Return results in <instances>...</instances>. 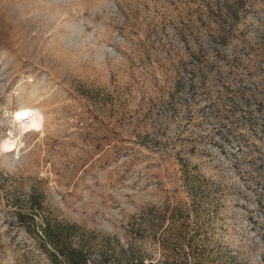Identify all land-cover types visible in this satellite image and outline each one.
Instances as JSON below:
<instances>
[{"label":"rangeland","instance_id":"obj_1","mask_svg":"<svg viewBox=\"0 0 264 264\" xmlns=\"http://www.w3.org/2000/svg\"><path fill=\"white\" fill-rule=\"evenodd\" d=\"M44 220L90 263L264 264V0H0V264H53Z\"/></svg>","mask_w":264,"mask_h":264},{"label":"trees","instance_id":"obj_2","mask_svg":"<svg viewBox=\"0 0 264 264\" xmlns=\"http://www.w3.org/2000/svg\"><path fill=\"white\" fill-rule=\"evenodd\" d=\"M216 112L218 114L220 113L217 109ZM216 112H212V116H214ZM31 211L34 212L35 210L32 209ZM18 217L19 221L23 224H25L24 217H28L34 223L36 221V216L34 214L30 216L19 214ZM28 227L29 225H27V228ZM39 227L40 230L36 235L44 244V250L49 255L53 264H96L95 262H92V258L90 263L89 255L86 250L81 246H76L74 244L70 231L75 230L76 227L65 226L58 223L52 225L47 220H44ZM28 229L30 231V228ZM189 248L192 250L191 245ZM190 257L191 255H188L186 260L177 261L174 262V264H192ZM99 264L104 263L100 262ZM193 264L197 263L195 262Z\"/></svg>","mask_w":264,"mask_h":264},{"label":"bare ground","instance_id":"obj_3","mask_svg":"<svg viewBox=\"0 0 264 264\" xmlns=\"http://www.w3.org/2000/svg\"><path fill=\"white\" fill-rule=\"evenodd\" d=\"M18 113H28L29 116L27 119L21 121L17 119ZM13 120L19 129L18 134L20 137H15L11 134L9 137L4 139L1 143V149L5 152L17 150L22 144L21 137L23 134L39 131L44 126L43 114L37 108L31 106H25L17 109L13 114Z\"/></svg>","mask_w":264,"mask_h":264},{"label":"snow or ice","instance_id":"obj_4","mask_svg":"<svg viewBox=\"0 0 264 264\" xmlns=\"http://www.w3.org/2000/svg\"><path fill=\"white\" fill-rule=\"evenodd\" d=\"M28 116H29L28 113H18V114H17V119L23 121V120L27 119Z\"/></svg>","mask_w":264,"mask_h":264}]
</instances>
